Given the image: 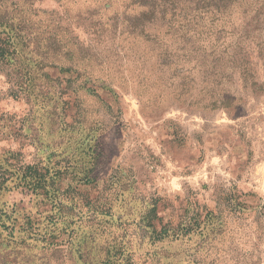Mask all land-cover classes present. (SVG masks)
I'll return each mask as SVG.
<instances>
[{
    "label": "rangeland",
    "instance_id": "1",
    "mask_svg": "<svg viewBox=\"0 0 264 264\" xmlns=\"http://www.w3.org/2000/svg\"><path fill=\"white\" fill-rule=\"evenodd\" d=\"M0 22V264H264V0Z\"/></svg>",
    "mask_w": 264,
    "mask_h": 264
},
{
    "label": "trees",
    "instance_id": "2",
    "mask_svg": "<svg viewBox=\"0 0 264 264\" xmlns=\"http://www.w3.org/2000/svg\"><path fill=\"white\" fill-rule=\"evenodd\" d=\"M59 2L60 1H64V0H58ZM67 1V0H66ZM99 1H101V0H99ZM103 6H104V4L101 6V8H103ZM0 23H2L1 24V26L2 27H5V28H8L9 27V23L8 22H0ZM9 39H11V37L9 36ZM0 42H1V40H0ZM11 54H9V50L8 49H6L5 47H3V46H1V44H0V60H3V59H5L7 56H10ZM32 184H35V181L32 183ZM41 184V181H39L38 183H37V185H40Z\"/></svg>",
    "mask_w": 264,
    "mask_h": 264
}]
</instances>
